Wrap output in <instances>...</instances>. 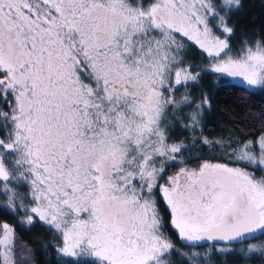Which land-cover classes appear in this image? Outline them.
I'll list each match as a JSON object with an SVG mask.
<instances>
[{
    "label": "snow or ice",
    "instance_id": "6c2138e0",
    "mask_svg": "<svg viewBox=\"0 0 264 264\" xmlns=\"http://www.w3.org/2000/svg\"><path fill=\"white\" fill-rule=\"evenodd\" d=\"M243 7L0 0V264H41L37 243L56 264H264V109L210 140L193 96L209 74L264 92V32L233 44ZM37 226L46 244L17 234Z\"/></svg>",
    "mask_w": 264,
    "mask_h": 264
},
{
    "label": "trees",
    "instance_id": "16d2710c",
    "mask_svg": "<svg viewBox=\"0 0 264 264\" xmlns=\"http://www.w3.org/2000/svg\"><path fill=\"white\" fill-rule=\"evenodd\" d=\"M244 7L236 15L232 24L237 26V31L233 44H239V41L245 36L254 33L264 32V0H243ZM194 64L201 65L203 63L198 51L195 49L190 53ZM201 91L208 94L211 101V111L206 113V127L204 128L203 135L210 140H227L231 138H241L248 134L250 128L257 127V124H245V116L249 112H258L264 109V92L255 91L252 89L245 90L244 85L227 80L220 74L204 75L199 81V86L193 90V96L198 97ZM183 94L181 90L179 95ZM177 137L183 139L187 133L180 135L181 130L176 129ZM204 155L207 157L208 152ZM0 221L15 224V221L6 216L0 215ZM17 234L25 241H42L46 244L51 240V236L47 234L46 230L37 226L30 232L21 231L17 229ZM173 239L176 241V247L183 252L190 251L189 248L184 247L179 240H176L175 235ZM264 239V237H261ZM245 244H237V248L245 247ZM39 249L41 255L38 257L41 264H56V256L54 251L49 248L45 252L40 243L34 245ZM207 248L205 245L202 248L195 249L204 252ZM173 259L180 264V257L173 256ZM63 264V262H62ZM214 264H245L244 261L238 259L236 255L217 256ZM253 264H260V261H255Z\"/></svg>",
    "mask_w": 264,
    "mask_h": 264
},
{
    "label": "rangeland",
    "instance_id": "374dc122",
    "mask_svg": "<svg viewBox=\"0 0 264 264\" xmlns=\"http://www.w3.org/2000/svg\"><path fill=\"white\" fill-rule=\"evenodd\" d=\"M222 76H224L225 78H227V80L229 81H232V82H235V83H238L237 79L236 78H232V77H228L227 75L225 74H220ZM239 84V83H238ZM242 85V84H241Z\"/></svg>",
    "mask_w": 264,
    "mask_h": 264
}]
</instances>
